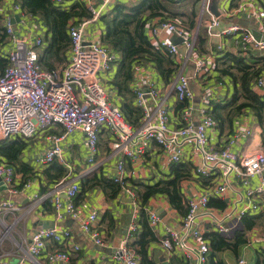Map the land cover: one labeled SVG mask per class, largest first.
<instances>
[{"label":"built area","instance_id":"1","mask_svg":"<svg viewBox=\"0 0 264 264\" xmlns=\"http://www.w3.org/2000/svg\"><path fill=\"white\" fill-rule=\"evenodd\" d=\"M53 1L66 7L68 4L64 3L72 0ZM105 1L101 6L95 7L92 0H84L92 17L78 23H69V57L60 70L47 71L40 67L37 48L42 45V39L39 36H19L13 31L11 22H6L5 33L14 47L7 54L8 63L0 72V139L14 136L32 138L39 130L53 131L47 135L50 146L36 161L46 167L57 160L68 169L67 175L55 183L52 191L54 213L58 219L69 217L77 221L80 229L89 235L93 243L103 246L104 236L97 225V212L85 211L75 202L80 184L74 179L64 184V179L73 166L64 157L60 142L75 132L82 133L87 149L86 159L92 164L98 154L99 133L103 131L108 135L110 155L116 157V172L112 180L120 184L122 193L130 199L131 205L132 221L127 228L128 235L118 242L113 251L114 258L123 264H138L135 251L127 240L136 229L139 212V203L126 176L127 161L139 159L151 143L161 148L169 163L188 161L191 164L189 178H196L201 190L197 196L184 195L188 208L186 214L175 225L163 223L162 218L153 211H147V219L153 230L163 223L158 242L168 253L179 254L184 259V264H206L211 251L206 233L215 231L221 236L231 237L241 229V221L246 216L261 210L264 149L243 152L230 149L229 144L237 139L240 132L249 133L248 128L236 129L224 147L213 149L209 146L208 130L216 125V120L209 113V107L204 105L197 108L198 121L192 119L195 108L190 101L194 93L190 77L182 72L185 63L194 55L195 39L184 26L169 19L157 18L156 22L147 24L146 35L153 45L160 47L175 60L179 52L178 44L172 38H161L157 34L161 29L170 37L182 39L183 60L179 63L176 61L179 69L171 84L176 100L186 105L177 111L178 126H171L168 107L158 80L149 71V67L137 66L132 89L135 105L142 110V117L139 127H132L104 88L100 77V73L107 71L116 57L107 46L101 44L99 38L87 37L86 34L88 23L108 10L107 0ZM14 9L21 10V4H14ZM223 32L237 34L236 41L243 46L254 44L257 48L264 47V40L256 41L249 30L236 23L230 24ZM195 64L196 69L200 70L204 60L197 59ZM139 69L145 72L138 77ZM257 84L264 86V78L259 77ZM0 175L7 193H16L14 167L0 160ZM253 176H259L260 183L250 187ZM233 182L245 188L239 200L225 208L210 204L211 199L224 200L226 192L233 187ZM23 185L27 186V183ZM61 193L64 198H61ZM0 207L12 211L17 209L10 199L2 201ZM70 236L69 229L37 228L30 237L27 251L35 258L48 243H62L66 249L48 253L47 260L49 263L66 262L70 252L80 249L78 245L70 244ZM0 264L11 263L0 260ZM18 264L25 262L21 260ZM234 264H246V260L238 258Z\"/></svg>","mask_w":264,"mask_h":264},{"label":"crops","instance_id":"2","mask_svg":"<svg viewBox=\"0 0 264 264\" xmlns=\"http://www.w3.org/2000/svg\"><path fill=\"white\" fill-rule=\"evenodd\" d=\"M116 1L135 2L137 0H107L106 6L108 9H111ZM161 1L167 7L169 13L179 14L184 20L192 18V12H196L195 27L190 30L187 28L188 25L184 27L193 35L195 43L199 44L200 42V48L195 49L194 55L185 63L182 69V72L190 77V86L194 93L190 103L195 108L192 119L196 122L199 119L198 107L202 105L208 106L210 112L213 103H223L226 98L233 94L232 79L228 75L221 76L216 70V57L229 51L240 54L249 63L259 66L264 65V47L257 48L254 44L243 46L242 43H237V34L223 32L230 24L236 23L251 33L254 31L256 36L253 35V37L256 41L264 40V0ZM92 2L95 7H99L106 1L92 0ZM69 3L70 1H66L64 4L67 5ZM14 4L20 5V0L0 1V26L4 28L6 22L9 21L17 35H29L31 38L39 36L42 39V35L45 32L43 24L39 19L25 13L22 8L21 10H15ZM180 16L173 17L170 20L180 24ZM157 18L150 19L148 24L156 22L155 19ZM101 30L102 25L99 19L92 20L86 26L87 37L99 38ZM157 36L166 39L172 38V41L173 39L175 40L174 37H170L165 30L161 29H159ZM4 42V44L0 45V55H5L7 58V54L13 49L14 44L8 37L4 39ZM177 44L179 52L176 56V61L179 63L183 60L184 45L181 41L177 42ZM197 59L204 60L203 68L200 70L196 69L195 61ZM61 68L43 70L51 71L60 70ZM2 70L0 69V72ZM149 71L158 80L159 88L168 107L171 126H178L177 104L179 101L175 98L171 82L164 84L151 66H149ZM114 72L115 65L112 64L107 71L100 73V77L104 88L111 94L113 102L118 105L120 97L109 83ZM144 72L139 69L137 76L139 77ZM252 87L256 93L264 95V86L259 87L257 85ZM241 128H248L249 133L240 132L237 139L229 144L231 150L243 152L264 149L261 143V127L249 110H242L238 115L233 116L230 124L225 122L220 125L219 121L216 120V125L208 130L209 146L213 149L224 147L226 143L228 144L227 140L232 137L235 130H240ZM50 131L51 129L39 130L35 136L28 138V140L38 138V141H33L34 144H30L29 141L27 149L20 156V161L27 163L30 169L26 172L16 169V193L9 195L6 188L0 189V203L10 199L17 206L14 211L0 207V260L10 261L11 264H18L21 260L25 264H123L114 258L113 251L118 242L128 235L127 228L132 219L131 205L126 201L127 197L121 190L116 198L110 200H106L103 191L99 187L86 190L81 195L77 194L75 198V202L85 211L95 210L97 212V225L104 236L105 244L103 246L93 243L89 235L80 229L77 221H73L69 217L63 219L56 217L52 204V191L55 183L46 184V178L42 172L45 166L38 164L36 161L51 144L47 138ZM56 131L54 130V132ZM108 141V135L103 131L100 132L98 154L94 163L90 164L86 159L87 149L84 135L75 132L66 136L60 142V146L64 157L73 168L67 178L64 179V184L66 185L70 179H74L80 184L84 177H94V175L112 179L116 172V157L110 155ZM168 166L167 155L161 151L159 146L151 143L139 159L127 161L125 165L127 180L129 184L130 178L142 179L145 182L153 183L162 177L163 173L168 172ZM195 179L191 178L181 183V190L185 196H197L199 194V190H201L200 183ZM25 182L27 186L23 185ZM204 182L207 181L205 180ZM235 182L239 184L237 181ZM236 183L233 182V187L226 192L224 200H221L224 202L222 208L234 204L236 200H239L240 194H244L245 188ZM259 183L260 177L253 176L249 185L250 187H255ZM61 195V198H64V194L61 193ZM260 200L261 210L255 215L262 214L264 216V193L260 195ZM240 204L241 202H239ZM107 209L113 214L114 218L111 227H108L107 223H105L106 225L103 224L100 219L103 212ZM146 210L155 212L162 218L163 223L175 225L181 217L175 209L170 207L166 199L161 196L151 198L146 204ZM162 224H159L154 230L158 235V239L162 235ZM40 227L69 229L71 234L69 242L70 244L78 245L80 247L79 251L70 252L69 259L66 262L49 263L47 260L48 253L66 249V246L62 243L52 242L46 245L38 257H32L27 251V244L33 231ZM240 227L241 229L244 228L243 220ZM10 228H13L11 230L12 233L9 231ZM6 235L10 236L7 237ZM245 235L246 242L239 246L236 253L230 250L222 251L218 253L217 257L221 258L225 264H234L238 258H244L246 264H254L255 251L264 247V221L246 230ZM131 236L132 234L127 237V240ZM148 253L155 264H184V259L179 254L168 253L158 241L150 244ZM209 263L208 256L206 264Z\"/></svg>","mask_w":264,"mask_h":264},{"label":"trees","instance_id":"3","mask_svg":"<svg viewBox=\"0 0 264 264\" xmlns=\"http://www.w3.org/2000/svg\"><path fill=\"white\" fill-rule=\"evenodd\" d=\"M20 4L25 13L39 19L45 27L42 45L37 48L40 67L42 69L63 67L69 57V23H78L92 17L84 0H72L66 7L53 0H20ZM179 16V14L169 13L161 0H137L135 2L116 1L111 9L102 12L98 17L102 25L99 40L116 57L113 61L115 72L109 83L120 97L118 106L124 119L134 128L139 127L142 117V110L135 105L132 89L135 67H153L164 84L170 83L179 69L175 58L160 47L153 45L149 40L146 35L148 21L157 17L170 20ZM195 17V11L192 12L190 19L184 20L180 16V25L186 26L187 24L188 27H186L189 30L194 28ZM6 37L5 28L0 26V45L5 43ZM197 48H200V42L195 43V49ZM7 63L6 56L0 55V69H3ZM216 63L215 67L220 75H228L232 79L233 94L223 103H213L209 113L222 125L225 122L230 124L233 116L238 115L242 110H249L261 127V143L264 147V95L256 93L252 87L258 85L259 77H263L264 65L249 63L245 57L229 51L216 57ZM185 105L186 103L179 102L177 111ZM28 144V138L21 136L0 139V160L14 167L15 172L16 169L28 171L30 169L28 164L20 161V156L27 149ZM42 172L46 178V184L50 185L62 180L67 175L68 169L57 160H53ZM190 175L191 164L188 161H182L170 162L168 172L163 173L162 177L153 183L130 178L131 189L139 203V212L136 229L128 239V245L134 249L138 264H155L148 249L151 243L158 241V235L148 223L147 202L151 198L164 197L170 207L183 217L188 208L181 190V183ZM80 186L81 191L78 195L86 190L99 187L106 200L116 198L121 190L119 183L110 178L95 175L84 177ZM210 204L222 208L224 202L211 199ZM100 219L103 224L107 223L108 227H111L114 218L107 209ZM263 221L262 214L246 216L243 219L244 228L236 231L232 237L221 236L215 231L206 233L205 236L211 247L209 264H225L221 258L217 257L218 253L227 250L236 253L239 246L246 242L245 231ZM254 264H264V247L255 251Z\"/></svg>","mask_w":264,"mask_h":264},{"label":"water","instance_id":"4","mask_svg":"<svg viewBox=\"0 0 264 264\" xmlns=\"http://www.w3.org/2000/svg\"><path fill=\"white\" fill-rule=\"evenodd\" d=\"M252 34L254 36H256L255 33H254V31L252 32ZM174 38H175V40L173 39V42L174 43H177V42L179 43L182 40L180 37H174ZM5 188H6V186H5V184H4L3 180H2V176L0 175V189H5ZM126 201L129 203L130 202V199L127 197L126 198Z\"/></svg>","mask_w":264,"mask_h":264},{"label":"rangeland","instance_id":"5","mask_svg":"<svg viewBox=\"0 0 264 264\" xmlns=\"http://www.w3.org/2000/svg\"><path fill=\"white\" fill-rule=\"evenodd\" d=\"M182 23L184 24V22H182ZM185 24H186V23H185ZM186 25H187V24H186ZM37 139H38V138H33L32 140H29V141H30V144H34L33 141L36 142V141H38ZM36 145H38V144H36ZM36 147H37V146H36ZM186 180H190V178L188 177ZM46 228H47V227H46ZM0 229H1V228H0ZM12 229H13V228H10L9 231L11 232ZM11 233H12V232H11ZM6 236L9 237L10 235H6Z\"/></svg>","mask_w":264,"mask_h":264}]
</instances>
